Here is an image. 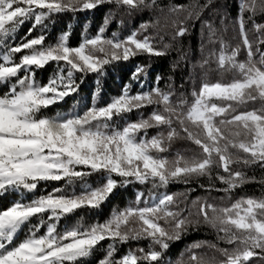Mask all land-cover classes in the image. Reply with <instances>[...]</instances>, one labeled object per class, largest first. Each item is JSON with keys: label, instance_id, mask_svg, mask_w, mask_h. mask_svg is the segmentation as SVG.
Returning <instances> with one entry per match:
<instances>
[{"label": "snow or ice", "instance_id": "1", "mask_svg": "<svg viewBox=\"0 0 264 264\" xmlns=\"http://www.w3.org/2000/svg\"><path fill=\"white\" fill-rule=\"evenodd\" d=\"M105 4L128 15L164 11L158 0H0V87L5 89L0 93V196L19 197L0 209V264H87L101 250L104 254L96 264H165L171 245L201 220L229 247L209 245L222 257L209 261L194 251L207 242L197 241L187 249L190 264H251L254 257L264 262V192L223 206L198 197L191 202L197 208L194 219L177 203L187 193L152 191L200 177L209 183L199 187L224 192L228 198L248 183L264 185V179L257 181L233 167L257 165L264 170V23L256 22L264 15V0H238L240 43L235 46L224 41L218 27L202 21L207 42L202 49L208 47V52L201 67L215 63L218 72L232 78L203 79L190 103L174 101L170 88L158 86L161 76L156 77L157 86L132 94L131 81L140 82L150 67L137 65L121 94L106 104L98 103L97 80L90 106L49 114L53 106L74 98L89 74L102 76L107 66L138 55L168 56L208 7L198 2L169 6L167 12L175 19L168 43L144 34L153 23L141 24L126 36H106L116 15L111 11L95 35H84L78 45L70 44V31L48 42L49 22L57 16ZM26 22L31 27L16 42ZM247 23L258 33L255 41L249 39ZM37 30L39 35L32 36ZM242 53L245 59H240ZM53 65L47 83L39 82L37 72ZM178 65L173 64V70ZM256 102L259 108L240 110ZM148 107L152 111L145 116L140 110ZM133 112L140 113L135 120L129 119ZM150 129L156 134L149 136ZM177 139L190 141L198 151L170 158ZM53 182L59 186L51 192L26 197L42 183ZM132 184L151 189L147 195L137 192L127 207L113 209L103 222L86 224L81 217L61 230L63 221L100 209ZM132 241H147L148 246L118 255V246Z\"/></svg>", "mask_w": 264, "mask_h": 264}, {"label": "trees", "instance_id": "2", "mask_svg": "<svg viewBox=\"0 0 264 264\" xmlns=\"http://www.w3.org/2000/svg\"><path fill=\"white\" fill-rule=\"evenodd\" d=\"M208 4V7L203 10V16L201 21H194L189 33L181 38L178 42L177 48L173 49L166 57H149L147 55H138L131 58L129 61H121L119 63L109 65L106 67V71L102 76L97 77L95 74H89L84 78L83 83L80 85L79 93L74 98H67L66 102L53 106L49 114H54L57 111L70 112L73 109L82 111L86 106H90L92 98L97 90L96 81L100 82V95L98 97V103L103 105L111 100L112 97L121 94L122 88L130 82L132 72L137 65H149L148 75L145 76L140 82L131 81L132 94L140 91H148L150 88L157 86L156 77L161 76L158 82V86L168 91L169 88L174 93V101L178 102L183 99L191 102V93L198 87L200 82L207 78L215 81L217 79H223L225 81L232 78L230 73H220L216 70L215 63H210L206 67H201L203 58L207 55L208 47L202 49V44L206 45V36L203 22H210L214 26L220 29L222 38L225 42L235 46L240 43L239 30L236 25L237 16V3L238 0H158L160 8L164 9L161 12L159 9L151 10L145 9L138 11L132 15H128L123 10H117L114 5H101L93 10H85L77 13H65L57 16L53 21L49 22L47 28V40L48 42H54L63 32L70 31V44L75 46L80 43L84 35H95L97 30L103 25L104 18L109 12L116 13L115 18L105 33L106 36L111 37L113 32L118 33L120 36H126L131 31L139 29L141 24L153 23L154 26L148 30L146 35H153L157 37L159 41L160 37L163 38V42H171V38L174 32V26L172 21L174 16L168 14L167 9L173 4ZM226 17V18H225ZM158 23H154L157 22ZM203 21V22H202ZM257 23H264V15H258L256 17ZM31 27V22H26L16 34V42H19L21 37H24L28 29ZM249 39L255 41L258 37V33L254 30L251 23H247ZM39 35V30L34 31L32 36ZM31 38V37H29ZM2 51V49H0ZM181 56L184 59H180ZM246 54L242 53L240 59H245ZM258 58V57H257ZM179 61L178 67L173 70L172 65ZM54 65L48 67L45 70L37 72L36 79L41 83H47L49 77L52 75ZM5 89L0 87V93ZM253 107L259 108L260 103L248 104L246 108L240 110H251ZM141 112L145 116L151 113L152 108L148 107L141 109ZM140 115L139 112H133L130 114L129 119L135 120ZM177 129L179 128L176 125ZM156 129L149 130V136L156 134ZM183 136L182 134H180ZM193 151H198L197 147L190 143L186 139H177L174 141L170 150V158L174 157L177 152L184 155L192 154ZM242 155V154H241ZM234 169L245 171L249 176H255L256 180L264 179V170L257 165L244 166L243 164L234 165ZM209 180L207 177H200L193 179L190 183H173L170 184L167 189L160 188L153 191V195L157 192H169V193H187V195H181L178 197L177 203L181 210L185 211L187 215L188 211L192 213V218H196L197 208L192 205V201L198 197L207 199L209 202L222 205L223 203H230L231 200L238 199L240 196H260L264 192V185L258 182H252L246 184L243 188L234 192L230 198L226 196L224 192L211 191L208 192L204 188L199 187L200 184L207 186ZM59 186L53 182L50 184H41L39 189L35 193L25 194L27 198L31 199L34 196L46 194L51 192L54 187ZM217 187L220 185L217 183ZM151 189V186L145 185H128L125 188L119 189L109 201L105 203L100 209L81 212L79 216H75L69 220L63 221L61 230L65 225L71 226L76 223L81 217L83 221L87 223H95L97 221L103 222L108 218L113 209H122L127 207L134 199L137 192H144L146 195ZM195 189V191H190ZM78 191V188L76 189ZM72 191V189H69ZM19 198L13 194L0 196V209L9 206L14 199ZM37 221H33L36 223ZM27 232V229L24 230ZM24 238L22 233L19 237ZM197 241H206L204 247L196 249L198 255H202L206 260H212L213 257L217 261L221 260L220 253L209 245L215 244L220 248L229 247L223 241L218 240L216 231L202 220L200 224L194 227L188 235L184 236L180 241L173 243L165 256V264H178L183 259L185 264H190L188 257L189 253L187 249L190 245ZM107 242H104L106 248ZM147 241H132L127 245L118 246V255L126 253L129 248H147ZM258 251V250H257ZM103 251H97L92 257L88 258L87 264H96L97 260L103 256ZM251 264H264L259 257H254Z\"/></svg>", "mask_w": 264, "mask_h": 264}, {"label": "rangeland", "instance_id": "3", "mask_svg": "<svg viewBox=\"0 0 264 264\" xmlns=\"http://www.w3.org/2000/svg\"><path fill=\"white\" fill-rule=\"evenodd\" d=\"M178 130H179V128H178ZM180 134L184 135L183 132H181ZM190 143H191V142H190ZM186 155H191V154H186ZM227 204H229V203H223L222 206H223V205H227Z\"/></svg>", "mask_w": 264, "mask_h": 264}]
</instances>
